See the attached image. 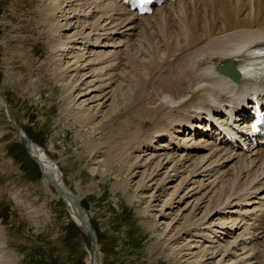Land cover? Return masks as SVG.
<instances>
[{
    "label": "bare ground",
    "instance_id": "1",
    "mask_svg": "<svg viewBox=\"0 0 264 264\" xmlns=\"http://www.w3.org/2000/svg\"><path fill=\"white\" fill-rule=\"evenodd\" d=\"M36 1L31 0L32 3ZM38 4L40 10L34 14L38 13L43 22L40 35L42 39L49 38L47 51L53 59L47 64L55 66L54 78L49 80L52 90L57 88V83L67 82L63 99H71L73 93L80 99L89 90H101L109 83H117L104 96V104L111 100L105 115L108 123L102 130L104 134L130 108L139 102L143 104L138 109L141 120L134 133L126 136L127 128L120 129L117 135L113 133L110 141L117 142V136L126 138L119 144L121 152L133 161L124 168V173L141 175L129 201L153 189L138 215L144 216L151 204L160 201L169 189L172 191L160 206L161 214L163 209L172 211V206H177L181 215L189 210L184 217L185 226L171 233L173 230L169 228L178 218L177 214L163 232L154 236L156 246L163 240V247L168 246L167 243L173 247L182 236H186L190 244L177 245L175 251L164 252V258L180 255L183 251L194 258L192 249L197 246L191 248V244L195 240H211L210 235L216 233L226 238L231 233L233 237L224 245L221 241L218 244L219 238L204 241L205 246L197 254L203 260L208 257L205 261L211 263L206 264H264V151L243 140L242 127L236 134L243 141V147L236 142L229 147L207 122L209 117L222 125L227 119L240 121L237 108L242 105L241 98L249 95V88L231 84L219 76L214 67L236 59L244 46L264 40V0H181L165 3L143 17L126 12L121 0H38ZM107 35L113 36L108 40ZM114 36L124 39L118 38L115 43ZM102 39L106 43L100 46ZM96 48L100 50H93ZM64 59L67 62H63ZM94 65L102 68L93 71ZM94 73L96 77L90 80ZM45 75L38 80H46ZM94 82L101 85L96 86ZM129 102L132 106L128 109L125 105ZM0 103H5L1 95ZM5 105L21 129L20 132L14 128L17 137L22 140L21 135L25 134L29 138ZM76 109L74 119L77 122L93 119L96 115L95 109H84L81 104ZM147 122L156 123L149 133L139 129L140 124ZM92 129L89 140L91 135L99 136L98 142L102 140V131L96 127ZM195 132L199 136L197 141L207 142L205 145L193 142ZM182 134L184 139L176 143L175 139ZM29 140L26 150L40 167L41 176L44 175L41 179L44 190L50 198L64 203L69 216L80 227L68 201L54 191L46 178L52 176L57 186L78 202L79 197L67 187L47 151ZM141 148L147 150L142 151V155L139 154ZM214 216H220L221 221L213 222ZM86 217L91 225L88 215ZM203 231L209 235L203 236ZM96 252L97 264H100L97 243ZM12 259L0 231V264H13ZM87 262L90 264L89 256Z\"/></svg>",
    "mask_w": 264,
    "mask_h": 264
},
{
    "label": "rangeland",
    "instance_id": "2",
    "mask_svg": "<svg viewBox=\"0 0 264 264\" xmlns=\"http://www.w3.org/2000/svg\"><path fill=\"white\" fill-rule=\"evenodd\" d=\"M39 6L38 0L36 3L31 0H0V95L16 122L34 143L47 151L57 164L67 187L79 197V205L91 220L100 264L211 263L205 261L208 257L201 259L197 251L203 249L204 241L217 238L218 244L221 241V245H224L233 237L231 233L226 238V235L216 233L210 235L211 240H195L191 244V248L197 246V249H192L194 258L185 255V251L180 255L171 254L167 259L164 258V252L175 251L177 245H190L186 236L178 239L173 247L169 243L163 247V240L161 245L154 244V236L163 232L177 214L176 220H179L171 223V233L185 226L184 217L189 210L181 215L182 211L178 213V207L172 206V211L163 209L164 213L161 214L160 206L169 198L171 189L160 201L151 204L144 216L137 212L144 209L147 197L153 189L143 196L138 194L139 196L129 201L141 175H134V172L131 175L124 173V168L133 161L124 157L121 152L122 146L119 144H123L126 138L117 136L118 141L112 144L110 137L124 128H127L126 136L133 134L141 120L138 109L143 104H134L133 109L130 108V102L125 105L130 111L122 115L113 128H108L104 134L102 130L108 123L105 115L111 104V100L103 103L104 96L117 83H109L101 90L88 89L89 92L80 99L75 97L76 93L72 94L71 99H63V88L67 82L57 83V88L52 90L53 85H50L49 80L54 78L55 66L47 64V61L51 63L53 59L47 51L49 38L42 39L40 35L43 22L38 13L34 14L40 10ZM112 36L107 35L108 40ZM118 38L114 36L112 41L116 43ZM122 39L124 38H119L123 41ZM101 42L100 46L106 43L105 39ZM93 50L99 51L100 48ZM65 61L67 59L63 60ZM91 68L98 72L102 66L94 65ZM43 74H46V80L39 81ZM94 77L95 73L90 80H94ZM95 84L101 85L97 82ZM110 96L111 94L108 95ZM80 104L84 109H95L96 115L93 119L86 120L83 117L80 119L86 122L75 121V108ZM71 106V109H67ZM140 125L141 131L149 133L153 131L156 123ZM92 127L98 128L104 134L99 142L96 140L99 136L95 135H91L93 140H89ZM197 132L193 142L205 145L207 142L197 141ZM184 137V134L178 136L175 142L181 143ZM92 147L95 148L93 152ZM142 151L147 150L141 148L139 154L142 155ZM135 155L136 153L133 154ZM125 177H128V182ZM41 179L36 164L28 155L23 140L17 137L16 129L7 119L4 105L0 103V231L9 253L14 257L13 264H88L89 241L86 234L69 216L64 203L60 199L50 198ZM212 219L217 222L220 216ZM202 233L203 236L209 235L207 231ZM217 248L220 249L219 246Z\"/></svg>",
    "mask_w": 264,
    "mask_h": 264
},
{
    "label": "water",
    "instance_id": "3",
    "mask_svg": "<svg viewBox=\"0 0 264 264\" xmlns=\"http://www.w3.org/2000/svg\"><path fill=\"white\" fill-rule=\"evenodd\" d=\"M4 105H5V103H4ZM4 109L6 111V116H7V119L10 121L11 126H13L18 131L21 132V129L19 128V126H17L14 123L13 119L9 115V113L7 111V108H6V105H5ZM21 137H22V140H23L25 146H29L30 145L29 138L25 134H22ZM33 162L36 164V162L34 160H33ZM36 166H37L38 171H39V173L41 175L42 171H41L40 167L38 166V164H36ZM54 169L56 170V167H54ZM42 176H44V175H42ZM46 180L49 183V185L54 188V191L59 196H62V198H65L68 201V206H69V209H70V211L72 213V216L75 217V219L80 224V227L83 228V231H84V233L86 234V236L88 238V241H89V253H88V256H89V259H90V264H97L95 233H94V230L92 229V227H91V225L89 223L88 218L83 213V211L80 209L78 200H76L75 197L72 196L71 194L63 192L57 186L58 183L56 182V179H54L52 176H49L48 178H46Z\"/></svg>",
    "mask_w": 264,
    "mask_h": 264
}]
</instances>
